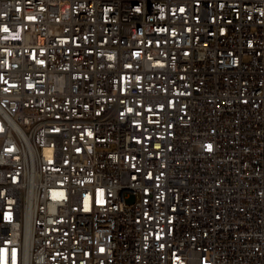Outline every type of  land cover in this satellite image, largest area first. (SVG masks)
I'll list each match as a JSON object with an SVG mask.
<instances>
[{"label": "built area", "instance_id": "obj_1", "mask_svg": "<svg viewBox=\"0 0 264 264\" xmlns=\"http://www.w3.org/2000/svg\"><path fill=\"white\" fill-rule=\"evenodd\" d=\"M138 9L0 0V264H264V0Z\"/></svg>", "mask_w": 264, "mask_h": 264}, {"label": "bare ground", "instance_id": "obj_2", "mask_svg": "<svg viewBox=\"0 0 264 264\" xmlns=\"http://www.w3.org/2000/svg\"><path fill=\"white\" fill-rule=\"evenodd\" d=\"M140 7L138 16H145V11H151V0H140ZM149 25H159V18H149Z\"/></svg>", "mask_w": 264, "mask_h": 264}, {"label": "snow or ice", "instance_id": "obj_3", "mask_svg": "<svg viewBox=\"0 0 264 264\" xmlns=\"http://www.w3.org/2000/svg\"><path fill=\"white\" fill-rule=\"evenodd\" d=\"M5 31H7V28L4 29ZM209 150L211 149V145L208 146ZM101 251H103V249H101Z\"/></svg>", "mask_w": 264, "mask_h": 264}]
</instances>
